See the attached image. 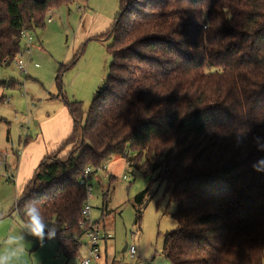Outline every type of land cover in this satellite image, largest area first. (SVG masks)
<instances>
[{
	"label": "trees",
	"instance_id": "16d2710c",
	"mask_svg": "<svg viewBox=\"0 0 264 264\" xmlns=\"http://www.w3.org/2000/svg\"><path fill=\"white\" fill-rule=\"evenodd\" d=\"M65 5L0 0V66L14 63L22 33L44 29ZM120 5L105 87L85 113L64 97L58 73L73 130L41 161L13 213L21 219L26 201L37 200L56 227L43 242L57 241L73 260L87 233L84 172L119 158L163 183L176 206L177 229L163 247L171 264H264V170L255 168L264 163V0Z\"/></svg>",
	"mask_w": 264,
	"mask_h": 264
},
{
	"label": "rangeland",
	"instance_id": "374dc122",
	"mask_svg": "<svg viewBox=\"0 0 264 264\" xmlns=\"http://www.w3.org/2000/svg\"><path fill=\"white\" fill-rule=\"evenodd\" d=\"M120 9V0H70L47 16L44 29L33 30L31 59H23L27 75L15 63L0 66V156H8L16 181L0 176V240L19 232L21 219L13 209L31 177L32 158L56 137L68 113L56 86L58 73L62 70L64 97L82 103L87 113L109 76L113 38L108 33ZM17 158H22L18 169ZM104 165L108 178L97 173L91 181L92 219L109 239L100 242L101 262L92 264H171L163 247L165 234L177 229L176 206L165 185L152 184L119 158ZM146 189L145 202L138 205ZM82 244L72 260L58 254L55 240L41 243L26 236V251L13 264H81L88 258L86 236ZM126 245L135 248L133 258L123 253ZM145 245L151 249L149 259L143 255Z\"/></svg>",
	"mask_w": 264,
	"mask_h": 264
},
{
	"label": "built area",
	"instance_id": "2783aa9c",
	"mask_svg": "<svg viewBox=\"0 0 264 264\" xmlns=\"http://www.w3.org/2000/svg\"><path fill=\"white\" fill-rule=\"evenodd\" d=\"M51 19L48 20L49 23H51ZM22 42L23 47L20 53L16 56L14 63L16 64V67L19 69V71L22 74L27 75L28 70L25 62L23 59L30 58L31 54V46L33 42V37L30 32H24L22 33ZM31 59V58H30ZM29 59V60H30ZM28 60V59H27ZM28 60V61H29ZM4 159L0 156V176L6 179L8 182H16L15 178L12 176V173L9 168L6 167L4 164ZM108 167L107 165L100 166L98 168H88L85 170L83 179L81 181V186L85 188L87 191V199L86 203L82 209V218L84 220V223L81 224V227L87 229L86 237L89 241L88 249V258L85 260H82L81 264H92V263H99L101 262V250H100V242L102 239H105L106 236L104 235L101 227V224L96 225L95 222L92 220V196H91V176L93 174L102 173L104 174V178H108L107 174ZM126 179V177H124ZM128 254L131 258H133L137 252L134 247L128 248Z\"/></svg>",
	"mask_w": 264,
	"mask_h": 264
},
{
	"label": "clouds",
	"instance_id": "9594fccd",
	"mask_svg": "<svg viewBox=\"0 0 264 264\" xmlns=\"http://www.w3.org/2000/svg\"><path fill=\"white\" fill-rule=\"evenodd\" d=\"M264 149V145H260ZM264 163L255 166L257 171L264 170ZM18 198H23V193ZM23 216L19 223V232L12 231L6 238L0 240V264H13L25 253V237L31 236L43 243L45 238L52 239L56 235V227L46 219L37 200H27L22 209ZM151 249L148 245L143 248L145 259L151 257Z\"/></svg>",
	"mask_w": 264,
	"mask_h": 264
},
{
	"label": "crops",
	"instance_id": "0c3cea01",
	"mask_svg": "<svg viewBox=\"0 0 264 264\" xmlns=\"http://www.w3.org/2000/svg\"><path fill=\"white\" fill-rule=\"evenodd\" d=\"M51 19V18H50ZM52 20V19H51ZM52 22V21H51ZM32 37H33V33H31ZM33 43V42H32ZM32 47L31 46V52H32ZM31 55V54H30ZM28 74V73H27ZM3 100V98H2ZM63 115H65V120L61 126V130L58 131V134L56 135L55 138H53V140H51L50 142H48V144H46L45 142V145L46 147L44 149H42L41 151L42 152H39L38 155L34 158H32V161L34 162L33 165H31V168H32V173H31V177L27 180L30 182L31 179L33 178L39 164L41 163V161L47 157L49 154H51L53 151H55L72 133V130H73V122H72V119L71 117L69 116V112L66 113L64 112ZM37 125V124H36ZM43 143V142H42ZM5 165L7 168L10 169L11 165H8V156L6 155L5 157ZM17 162H18V165H17V169L20 167L21 165V162H22V158H17ZM25 181V179H24ZM26 182V181H25ZM28 182V183H29ZM93 220V219H92ZM95 222V221H94ZM102 227V225H101ZM104 228H105V223H104ZM102 230H103V227H102ZM106 237H108L107 235H105ZM106 239H109L106 238ZM49 241V240H48ZM57 242V241H56Z\"/></svg>",
	"mask_w": 264,
	"mask_h": 264
},
{
	"label": "water",
	"instance_id": "95a60500",
	"mask_svg": "<svg viewBox=\"0 0 264 264\" xmlns=\"http://www.w3.org/2000/svg\"><path fill=\"white\" fill-rule=\"evenodd\" d=\"M128 247L127 245L125 246V248L123 249V253H125L127 251Z\"/></svg>",
	"mask_w": 264,
	"mask_h": 264
}]
</instances>
